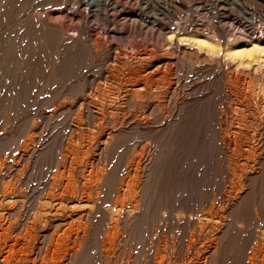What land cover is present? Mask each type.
I'll use <instances>...</instances> for the list:
<instances>
[{
    "label": "rangeland",
    "instance_id": "1",
    "mask_svg": "<svg viewBox=\"0 0 264 264\" xmlns=\"http://www.w3.org/2000/svg\"><path fill=\"white\" fill-rule=\"evenodd\" d=\"M85 1L86 0H13L12 2L14 5L12 4L10 9L4 8L5 2H3V11H1L2 14L0 13V35L4 36V40H0V163L6 157L8 160L5 159V161H8L9 165L11 164L10 168L13 166L12 168L14 169L18 165L22 168L19 167L21 169L18 171L19 175L17 173L14 175L15 180L11 177L8 178L10 176L6 174L8 171H6V175L2 176V179L0 178V217L3 215L5 216L10 210L17 208V210L15 209V214H17L15 216H17V218H19V216L29 217V222L32 221L35 215H42V218H44L47 213L49 214L58 209L55 198L54 200L56 202H54L53 198L51 199L47 196L48 189L51 187L49 182L54 179L58 182L55 187L57 190L55 192L56 195L59 191L63 190L65 192H62L69 197L71 195L70 192H73V187H77V189L79 186H82L83 189L84 187L88 188L87 182L89 181L90 185V181L92 183V181L96 180L91 184L92 187L89 186L92 188L93 192L90 195L92 199L87 197L85 193V195L83 194L80 198L78 196L76 199H66L65 202L63 201V205H67L65 206L67 208V214L71 212L70 207L73 206V214L75 216L78 215V212L79 215L85 214L84 221L78 220V222H86L85 224L88 225L85 232V234H87L88 243L86 242L85 245L80 247V249H82L79 255L75 257L77 259L73 258L69 260L68 254L70 251L69 248L71 247L69 241L65 246L60 247L61 249L57 251V253L47 252L46 247H42L43 240L40 236L42 234L44 235L47 228L37 227L32 232L34 237L32 246L34 243L36 245L32 248V250H34L32 251L33 254L31 258L33 259L35 257V264H48L49 262H51L49 264H128L127 261L130 262V264H158L159 262H162V264H192V262H194L193 264H196V262L197 264H213L210 259L207 260V258H204L205 253L213 248V245L210 244L211 237L215 236L216 232H220L221 234L218 233V236L221 237L224 233L223 230L227 229V222L229 220H233L236 225L235 230L241 234H239L236 239L238 244H234L236 248L233 247V250L228 247L224 249L221 254V256L223 255L221 262L223 261L224 263L222 262L221 264H264V67L254 63L250 65L239 64V62H236L238 61L237 59L234 60L227 57L225 51V47L232 40H253V38L262 39L264 37V0H113L118 3V10L109 11L111 15L108 14L109 12L104 13L106 10L103 9L105 7L102 5L95 15L89 14L87 15L89 17L86 16L85 18H81L79 12L84 8L83 5ZM81 5L83 7H81ZM24 21H26V24ZM240 28H243V31L246 30V28L248 30L251 29L250 32H253L252 36H248V33L239 30ZM84 30L85 32H89L91 36H95H92V39L95 40L96 37L100 39L98 40L100 41L98 53L87 44H75L74 47L72 45L67 46L66 40L69 39V36L73 35L76 37ZM51 31H53V33H51L52 35L48 34V32L50 33ZM37 33H39L38 38ZM76 33L77 35H74ZM23 34L26 36L24 43L21 42V40L19 41ZM197 34H207L214 39L218 45L210 47V50L207 51L196 44L194 46L189 45L186 41H181V39L189 38ZM235 34L241 36L237 37ZM18 36L19 39L17 38ZM32 36L34 37L33 39L31 38ZM1 38L3 37L1 36ZM17 39L18 42H16ZM26 46L29 50L27 49L23 52ZM115 50L120 51L122 61L115 59ZM19 52H21V54ZM147 54H152V58L150 56L148 57ZM145 55L147 56L145 57ZM141 57L142 60H144L143 62L140 61ZM158 61L166 63V65L169 62L171 65L168 64L169 66H166L164 64L161 73L157 75L158 77L154 76L149 80H152V82L149 83L150 94L153 95L152 93H154V96L150 94V96H148L146 91H142V97L139 96L140 94H133L132 98L131 96L127 97L129 88L128 81L130 80L131 74L130 70L133 71L134 68H139L142 63L145 67H141L146 68L147 64ZM210 80L211 82H209ZM152 89L156 91L152 92ZM136 97H140L138 98V102ZM146 97L147 99H145ZM135 99L137 105L135 104ZM140 99H142V102ZM128 101L132 102L130 103ZM186 105L189 106L186 108L189 109L190 118H188V123L183 126V128H185L181 133L183 139L179 138L181 140L179 142L181 143L178 142L175 144L174 148H167L164 146L161 147V149L159 148V151H161L158 155V168L156 172L152 173L154 178L152 176L150 177L157 183L155 185L161 184L160 187L162 186L161 188H163V190L165 189V191L161 190L159 186H157V191L152 189L150 194L154 196L150 198V209H147L143 216L128 221L126 217L129 214L134 215L135 213H131L127 205L125 206L126 200L123 198L125 195L123 194L125 193V187L121 182L124 181L123 183H125L126 165L133 151L132 149L136 147L138 150L140 145H148L147 152L150 153L149 156H152L156 142L160 145L166 140L167 136V139L170 138V131L165 129V118L167 120L170 119L181 107L184 108ZM235 108L237 110H235ZM134 110H136L137 113H134ZM137 110L142 114L147 112L146 115L148 117L152 116L150 120H148L149 118L143 114L145 120L149 122V126H132L134 115H136V117L140 115ZM170 110L173 111L172 114ZM251 114L254 115L251 116ZM199 121H202L201 123L203 126ZM219 121H222L221 124L223 125H219ZM227 121H229V123ZM156 123L158 124L157 127ZM232 123L233 126H231ZM192 124L194 125L192 126ZM195 125L198 126L197 130L200 127V131L198 130L199 133H195L198 131L193 130L194 135L193 133H189V131L193 132L191 130L196 129ZM124 126H126V128ZM152 126L155 127L153 128ZM246 126H248V128H246ZM158 127L160 128L158 129ZM116 128L120 130V133L114 137L113 141L109 142L103 154L99 148L100 143L109 130H115ZM219 128L221 129L219 130ZM177 131L178 130H175V133ZM201 131L203 133L202 135L200 133ZM253 132L255 133L253 134ZM158 135L161 138H159ZM183 135L185 137H183ZM241 140L243 142H251L250 144L252 146L255 145V150L259 146L263 147V150H261V152L256 150V154L254 153L255 150H250L249 152V150H245V148L239 151L233 150V144H239V142H242ZM114 142H116V145H113ZM25 143L30 149V152L28 154V159L22 163L15 157L19 155ZM178 145H181L182 152L181 147ZM190 145L194 148L196 147L195 149L197 150L193 149ZM176 146L179 147L180 154L182 155H177L178 153L176 151L178 148ZM32 148L35 149V152H33L34 150ZM222 148L224 150H222ZM184 150L186 152H184ZM235 152L236 154L240 153V156L238 154V156L235 155ZM227 155H229V157ZM242 155L247 157L244 158ZM61 156H65L63 158L67 160L64 167L61 164ZM238 157H241V159ZM71 160H73V162H71ZM93 161H98L100 164L96 162L95 164L97 165H95ZM71 163H73V166L76 164L75 168L78 169H74ZM57 166L59 168H55ZM70 167L73 168L71 169ZM54 171L56 174H54ZM70 172L75 178L70 177ZM52 174L54 177H52ZM58 175H60L61 178ZM80 176L83 177L85 181L81 180ZM89 176L93 179L89 178ZM100 176H102V180L97 182V178L99 180ZM86 177L89 179L87 180ZM249 178L253 180L251 181ZM151 179L150 181H152ZM7 180H14L12 182H14V184L16 183V186L19 184L18 187L20 188V192L17 191V193L13 195V198H2L1 184L9 182ZM118 182H120L119 184L122 186L119 185ZM59 183L62 184L58 185ZM94 183H97V185H95L99 188H97ZM180 183L185 184L181 185ZM192 183H196L195 186L197 185L196 187H198L199 190H197L198 188L194 189V184L191 187ZM54 184L55 183H52L51 185ZM176 184L181 185L179 189L182 188V190L184 186L186 191L192 189L189 190V192H185V195L190 193L189 196L185 197L189 203L186 209L187 211L181 209L171 210V206L173 205L171 201L174 198L169 192L176 188ZM164 185L169 188H164ZM186 185H190L188 190ZM170 186L171 188L173 186V188L171 189ZM90 188H88V191ZM121 191L123 192L122 194ZM119 192L121 196H118ZM93 194H95V196H93ZM243 194L247 195V200L245 201L246 204L242 203L244 205L242 206V204H240L238 207V209H242V211L240 212L239 210V212L237 211L235 214L230 213L231 205L237 200H241V197L245 196ZM231 195L232 197H229ZM16 196L17 199H19L18 203V200L15 201ZM97 196L98 198H96ZM88 198L91 199V201ZM115 198L119 199L116 200ZM230 198H233V200ZM79 200L84 204L78 202ZM69 201L75 204L73 203L72 205ZM116 201H119L122 205ZM211 202L220 206L221 210H217L220 214L216 213V216H211L206 214L205 211L200 210L204 207H210L212 204ZM78 203L81 208L78 206ZM21 204L22 206H20ZM89 206H91V208ZM118 206L122 208L120 207L121 209L119 208L117 212L114 208ZM123 207H126V209ZM20 208L22 209L20 210ZM246 208L247 212L242 214ZM254 208L257 210L256 212ZM42 211H45L46 213H44L46 215ZM195 213L199 215H195ZM115 217L118 220H116ZM76 218H78V216ZM210 218L211 220H209ZM111 219L116 220L117 230L114 236L110 235L105 238V235L108 233ZM137 219L138 221H136ZM162 219H165V221H162ZM216 221L217 225L219 226V224H221V226H216ZM195 224L196 227L193 226ZM189 225L192 228L189 227ZM213 225L217 228H214ZM204 227L206 229H204ZM208 227L210 229H208ZM202 229L206 232L204 234L208 232L206 237L211 235L208 238L210 241L208 239V242L205 240L207 246H203L202 248L198 242L196 243L198 247L195 244H189L192 237L191 232L195 231L193 235L200 237ZM80 231H82V229ZM164 231L166 233H163ZM211 231L216 232L213 235ZM56 233H53L50 239H56L64 232L62 229ZM164 234L167 235L165 236ZM170 234H174V238L173 235L171 236ZM257 234H259V236ZM163 237L165 238L163 239ZM200 238L201 240L203 239V237ZM200 238H198L197 241L200 240ZM48 239L49 238H47V240ZM185 240H187V243ZM254 240H258L260 245L255 254H251L250 247L253 246ZM162 242L165 246L162 245ZM152 243H156L155 245L157 247L155 245L154 247ZM187 245L188 247H186ZM219 247L217 246L218 249H220ZM36 248L40 249V251ZM63 248L65 250H63ZM162 248L164 251L161 250ZM203 249H206L207 252ZM189 250H192L194 253L192 251V254L189 253ZM184 251L186 253H184ZM215 251L216 250L213 251V254L216 257L219 256L218 258L220 259V253ZM227 251L229 252L227 253ZM45 254L48 255L47 258ZM61 257L62 259H60ZM189 257H191V259H189ZM202 259H204V261ZM214 263L219 264L217 259Z\"/></svg>",
    "mask_w": 264,
    "mask_h": 264
},
{
    "label": "bare ground",
    "instance_id": "2",
    "mask_svg": "<svg viewBox=\"0 0 264 264\" xmlns=\"http://www.w3.org/2000/svg\"><path fill=\"white\" fill-rule=\"evenodd\" d=\"M13 0H0V13H1V11H3V2H5V6H4V8H9L10 9V7H11V5L13 4V2H12ZM117 1V0H116ZM116 1H113V0H86L85 1V3H84V8L83 9H81L80 10V16H81V18H85L87 15H89V14H94L95 15V13H97V11L99 10V8H100V6H102L103 5V7H105V8H103L104 10H106V12H104V13H107V12H109V11H116V10H118V3L116 2ZM83 2V1H82ZM14 5V4H13ZM82 5H81V7H83ZM102 9V10H103ZM122 10V9H121ZM5 11V10H4ZM7 11V10H6ZM70 13V12H69ZM113 13V12H112ZM2 14V13H1ZM14 14V13H13ZM109 15H111L110 14V12L108 13ZM124 14V13H123ZM12 15V14H11ZM114 15V14H113ZM15 16V15H14ZM99 16V15H98ZM124 16V15H123ZM87 17H89V16H87ZM113 17V16H112ZM124 17H126V16H124ZM19 20V19H18ZM116 20V19H115ZM28 21V20H27ZM127 21V20H126ZM25 22V24H26V21H24ZM24 22H23V24H24ZM28 23V22H27ZM88 23V22H87ZM29 25V24H28ZM241 26V25H240ZM1 27V26H0ZM18 27V26H17ZM58 28V27H57ZM33 29V28H32ZM89 29V28H88ZM245 29V28H244ZM34 30V29H33ZM54 30V29H53ZM60 30V29H59ZM181 30V29H180ZM179 30V31H180ZM236 30V29H235ZM239 30H242L243 31V28H240ZM250 30L251 29H247L246 28V30H244L243 32H247L248 33V36H252V33L250 32ZM261 30V29H260ZM36 31V30H35ZM86 31H87V29H86ZM171 31H173V30H171ZM71 32V31H70ZM234 32H236V31H234ZM260 32V31H259ZM45 33V32H44ZM51 33H53V31H51L50 33L48 32V34H51ZM55 33V32H54ZM67 33V32H66ZM263 33V32H262ZM38 35H37V38L39 37V33H37ZM47 34V33H46ZM170 34V33H169ZM174 34V33H173ZM179 34H180V32H179ZM232 34V33H231ZM242 34V33H241ZM25 34H23L21 37H20V39H19V36L17 37L18 39H19V41L21 40V42H23L24 43V41H25V37L26 36H24ZM28 35V34H27ZM52 35V34H51ZM54 35V34H53ZM74 35H77V33L76 34H74ZM236 35V34H235ZM247 35V34H246ZM1 36L3 37V38H1ZM69 36V35H68ZM93 36V35H92ZM91 36V34L89 33V32H85V30L83 31V32H81V33H79L76 37H74L73 35L72 36H69V39H67L66 40V44H67V46H75V44H87L90 48H92L95 52H99V48H98V45L100 44V41H98V40H100V39H97L98 37H96L95 38V40L94 39H92L93 37H95V36H93L92 37ZM187 36V35H186ZM237 36V35H236ZM241 36V35H240ZM239 35L237 36V37H240ZM36 37V36H35ZM107 37V36H106ZM28 38H29V36H28ZM32 39L34 38L33 36L31 37ZM52 38V37H51ZM18 39H17V41L16 42H18ZM55 39V38H54ZM235 39V38H234ZM243 39V38H242ZM0 40L1 41H3L4 40V36L3 35H0ZM0 41V42H1ZM63 41H65V40H63ZM181 41L182 42H184V41H186L189 45H194L195 46V44L197 45V46H199V47H202L203 49H206L207 51L208 50H210V47H213V46H215V45H218L217 43H216V41L214 40V39H212L210 36H208L207 34H197V35H195V36H191V37H189V38H185V39H181ZM37 42V41H36ZM57 42V41H56ZM99 42V43H98ZM185 42V43H186ZM38 43V42H37ZM63 43V42H62ZM21 44V43H20ZM179 44H181V43H179ZM21 46H22V44H21ZM52 46V45H51ZM62 46H64V45H62ZM84 46V45H83ZM105 48V47H104ZM22 49V48H21ZM29 50V48L26 46L24 49H23V52H25L26 50ZM63 49V48H62ZM2 50V49H1ZM150 50V49H149ZM218 50V49H217ZM18 51V50H17ZM16 51V52H17ZM225 51H226V54H227V57H230L231 59H237L238 61H236V62H239V64H242V65H250V64H252V63H254V64H257L258 66H261V67H264V37L262 38V39H255V38H253V40H232V41H230L229 43H228V45L225 47ZM70 52V51H69ZM135 52H136V50H135ZM223 52V51H222ZM2 53V52H1ZM20 54H21V52H19ZM28 53V52H27ZM26 53V54H27ZM141 53V52H140ZM150 53V52H149ZM160 53V52H159ZM179 53V52H178ZM209 53V52H208ZM30 54V53H29ZM136 54V53H135ZM181 54V53H180ZM148 55V57L150 56L151 57V55L152 54H147ZM147 55H145V57L147 56ZM22 56H23V54H22ZM113 57V56H112ZM114 57H115V59L116 60H121L122 59V55H121V53H120V51H116L115 50V52H114ZM147 57V58H148ZM156 57V56H155ZM140 58V57H139ZM152 58V57H151ZM133 59V58H132ZM137 59V58H136ZM135 59V60H136ZM144 59V58H143ZM146 59V58H145ZM156 59H157V57H156ZM129 60V59H128ZM149 60H150V58H149ZM122 61V60H121ZM140 61H144V60H142V57H141V60ZM141 62V63H142ZM23 63V62H22ZM133 63V62H132ZM135 63V62H134ZM137 63H138V61H137ZM137 63H136V65H137ZM140 63V62H139ZM171 63H172V61H171ZM143 64V63H142ZM142 64H140L141 66H144V65H142ZM144 64H145V62H144ZM166 65V63H162L161 61H158V62H151L150 64H147V66H146V68H142L140 65V67L139 68H131L130 66V68L131 69H133V71L132 70H130L131 71V74H130V80L128 81L129 82V88H128V91H127V97H129V96H131V98H132V95L133 94H140L139 96L140 97H142L143 95H142V91H146V93H147V95L148 96H150L151 94H150V87H149V83H151L152 82V80L151 81H149L150 79H152L151 77H154V76H157V75H159L160 73H161V69H162V66L163 65ZM168 64H170L169 62H168ZM167 64V65H168ZM133 65V64H132ZM146 65V64H145ZM166 65V66H167ZM171 65V64H170ZM12 66V65H11ZM125 66V65H124ZM169 66V65H168ZM20 67V66H19ZM137 67V66H136ZM145 67V66H144ZM170 67H172V66H170ZM213 67V66H212ZM253 67H254V65H253ZM127 68V67H126ZM165 68V67H164ZM169 68V67H168ZM22 69V68H21ZM113 69V68H112ZM255 69H256V67H255ZM127 70V69H126ZM170 73H172V72H170ZM236 73V72H235ZM114 74V73H113ZM166 74V73H165ZM237 74V73H236ZM20 75V74H19ZM29 75V74H28ZM222 75H223V73H222ZM162 76V75H161ZM164 76V75H163ZM233 76V75H232ZM231 76V77H232ZM21 77V76H20ZM158 77V76H157ZM168 77V76H167ZM19 78V77H18ZM235 78V77H234ZM128 79H129V77H128ZM157 79V78H156ZM223 79V78H222ZM159 80H161V79H159ZM158 80V81H159ZM264 80V79H263ZM24 81V80H23ZM155 81H157V80H155ZM161 81H163V80H161ZM209 82H211V80L209 81ZM216 82V81H215ZM161 83V82H160ZM163 83V82H162ZM245 83V82H244ZM126 84H128V83H126ZM207 84V83H206ZM217 84V83H216ZM248 84V83H247ZM156 85V84H155ZM176 85V84H175ZM174 85V86H175ZM228 85V84H227ZM227 85H224V86H227ZM236 85V84H235ZM240 85V84H239ZM27 87V86H26ZM157 89V88H156ZM246 89V88H245ZM157 90H159V89H157ZM250 90V89H249ZM153 91H156V90H153L152 89V92ZM181 91V90H180ZM211 91V90H210ZM151 92V93H152ZM175 92V91H174ZM264 92V91H263ZM160 93V92H159ZM236 93V92H235ZM150 94V95H149ZM153 95H151V96H154V93H152ZM228 94V93H227ZM125 95V94H124ZM191 95V94H190ZM240 95V94H239ZM253 95V94H252ZM184 96V95H183ZM233 96V95H232ZM235 96V95H234ZM134 97V96H133ZM140 97H136V99H137V102H138V98H140ZM145 97V96H144ZM186 97V96H185ZM244 97V96H243ZM249 97V96H248ZM247 97V98H248ZM256 97V96H255ZM180 98H181V96H180ZM136 99H135V102H136ZM145 99H147V97L145 98ZM229 99V98H228ZM142 99H140V101H141ZM154 100H155V98H154ZM162 100V99H161ZM161 100H159V101H161ZM238 100V99H237ZM243 100V99H242ZM260 100V99H259ZM264 100V99H263ZM140 101H139V103H140ZM146 101V100H145ZM148 101V100H147ZM158 101V100H157ZM128 102H130V101H128ZM132 102V101H131ZM130 102V103H131ZM134 102V103H135ZM137 102L135 103L136 105H137ZM142 102V101H141ZM175 102V101H174ZM196 102V101H195ZM238 102V101H237ZM125 103V102H124ZM145 103V102H144ZM239 103V102H238ZM241 103H242V101H241ZM146 104V103H145ZM152 104V103H151ZM151 104H150V106H151ZM155 104H157V103H155ZM160 104V103H159ZM132 105V104H131ZM136 105H135V107H136ZM144 105V104H143ZM229 105V104H228ZM245 105V104H244ZM140 106V105H139ZM144 106H146V105H144ZM143 106V107H144ZM148 106V105H147ZM153 106V105H152ZM157 106H159V105H157ZM163 106V105H162ZM178 106V105H177ZM167 107V106H166ZM184 107V106H183ZM186 107H189L188 105H186L184 108H180L176 113H175V115H173L170 119H166L165 118V125H166V128L165 129H167V130H169L170 131V138L169 139H167V137H166V140L164 141V142H162L160 145H158L157 144V142H156V145H155V148H154V151L152 152L153 154H152V156H149V152H147V150H148V145H140L139 146V148H138V150H137V148L136 147H133V151H132V153H131V156L129 157V160L127 161V171H126V180H125V183H123V182H121V184L122 185H124V187H121V188H124V192L125 193H123L122 191H121V194L123 193V194H125L124 196H123V198L126 200V203H125V206L127 205V208L130 210V212L132 213H135L134 215L133 214H129L128 216H127V214H128V212H127V214H126V219L128 220V221H130V220H132V219H135V218H139V217H141V216H143L144 214H145V212H146V210L147 209H150V202H151V196L153 197L154 195H152V194H150V191L152 190V189H157L158 187L157 186H159L160 187V185L158 184V185H155V184H157V183H155L150 177L152 176V173H154V172H156V170H157V168H158V164H159V162H158V160H159V158H158V155H159V153H160V151H159V148L161 149V147H167V148H174L175 147V144H177L179 141H181L179 138H182L181 137V133L183 132V130L185 129V128H183V126H185L187 123H188V118H190L189 117V114H190V112H189V109H187ZM224 107V106H223ZM140 108V107H139ZM149 108V107H148ZM159 108V107H158ZM177 108V107H176ZM230 108V107H229ZM246 108H247V106H246ZM256 108V107H255ZM136 109V108H135ZM141 109H143V108H141ZM166 109V108H165ZM164 109V110H165ZM178 109V108H177ZM248 109V108H247ZM261 109V108H260ZM132 110V109H131ZM130 110V111H131ZM151 110V109H150ZM155 110V109H154ZM235 110H237L236 108H235ZM263 110V109H262ZM137 111H139V110H137ZM145 111H146V109H145ZM149 111V110H148ZM136 112V110H134V113ZM144 112V111H143ZM156 112V111H155ZM154 112V113H155ZM161 112H164V111H161ZM170 112H171V114H172V110H170ZM169 112V113H170ZM219 112V111H218ZM137 113V112H136ZM139 113H140V111H139ZM147 113V112H146ZM146 113L144 112L143 114H145V116H147L146 115ZM159 113H160V111H159ZM158 113V114H159ZM169 113H167V114H169ZM236 113V112H235ZM250 113H252V112H250ZM256 113V112H255ZM259 113V112H258ZM257 113V114H258ZM130 114V113H129ZM128 114V115H129ZM142 113H140V115L139 116H137L136 117V115H134V119H133V125L132 126H139V127H142V126H146V125H148L149 126V122H147L146 120H145V118L143 117L144 115H143ZM156 114V113H155ZM154 114V115H155ZM166 114V115H167ZM192 114V113H191ZM222 114V113H221ZM242 114V113H241ZM161 115V114H160ZM164 115V114H163ZM170 115V114H169ZM245 115V114H244ZM252 115H254V114H251V116ZM261 115V114H260ZM132 116V115H131ZM168 116V115H167ZM235 116V115H234ZM148 117V116H147ZM150 117H152V116H150ZM150 117H148L149 119L148 120H150ZM203 117V116H202ZM263 117V116H262ZM144 118V119H143ZM123 119V118H122ZM152 119V118H151ZM221 119V118H220ZM219 119V120H220ZM225 119V118H224ZM228 119V118H227ZM222 120V119H221ZM234 120V119H233ZM251 120V119H250ZM242 121V120H241ZM256 121V120H255ZM200 122V121H199ZM202 122V121H201ZM200 122V123H201ZM220 122V121H219ZM218 122V123H219ZM222 122V121H221ZM221 122L219 123V125H223V124H221ZM228 123H229V121H227ZM261 122V121H260ZM126 123V122H125ZM124 123V124H125ZM129 123V122H128ZM192 123V122H191ZM198 123V122H197ZM199 123V124H200ZM240 123V122H239ZM116 124V123H115ZM123 124V123H122ZM121 124V125H122ZM157 124V123H156ZM161 124V123H160ZM198 124V125H199ZM202 124V123H201ZM231 124V123H230ZM255 124H256V122H255ZM119 125V124H118ZM191 125V124H190ZM194 124H192V126H193ZM131 126V125H130ZM151 126V125H150ZM158 126V124L156 125V127ZM160 126V125H159ZM200 126V125H199ZM202 126H203V124H202ZM202 126H200V127H202ZM205 126V125H204ZM231 126H233V123H232V125ZM236 126V125H235ZM238 126V125H237ZM245 126V125H244ZM257 126V125H256ZM259 126V125H258ZM122 127V126H121ZM125 128H126V126H124ZM128 127V126H127ZM138 127V128H139ZM153 128L155 127V126H152ZM197 127L198 126H196L195 125V128L196 129H192L191 131H198L199 130V128H198V130H197ZM223 127V126H222ZM227 127H228V125H227ZM226 127V128H227ZM264 127V126H263ZM145 128V127H144ZM147 128V127H146ZM150 128V127H149ZM148 128V129H149ZM160 127H158V129H159ZM226 128H225V130H226ZM229 128V127H228ZM227 128V129H228ZM238 128V127H237ZM246 128H248V126H246ZM245 128V129H246ZM257 128V127H256ZM122 129V128H121ZM129 129V128H128ZM164 129V130H165ZM171 129V130H170ZM221 128H219V130H220ZM224 129V128H223ZM231 129V128H230ZM240 129H241V127H240ZM254 129V128H253ZM156 130V129H155ZM163 130V129H162ZM175 130H178L176 133H175ZM232 130V129H231ZM249 130V129H248ZM110 131V130H109ZM108 131V133H107V135L105 136V138L102 140V142L100 143V151L104 154V152H105V150H106V148H107V145L109 144V142L110 141H113V139H114V137L115 136H117L119 133H120V130L118 129V128H116L115 130H111L110 132ZM122 131H123V129H122ZM124 131H126V130H124ZM149 131V130H148ZM186 131H188V130H186ZM194 131L193 132H190L189 131V133H193L194 134ZM200 131V130H199ZM199 131L198 132H195V133H199ZM204 131V130H203ZM224 131V130H223ZM229 131V130H228ZM254 131V130H253ZM222 132V131H221ZM230 132V131H229ZM132 133V132H131ZM135 133H138V132H135ZM186 133V132H185ZM201 133V135L203 134L202 133V131L200 132ZM228 133V132H227ZM255 132H253V134H254ZM141 134H142V132H141ZM184 134V133H183ZM232 134V133H231ZM231 134H229V135H231ZM245 134V133H244ZM262 134V133H261ZM139 135V134H138ZM144 135V134H143ZM160 135V134H159ZM158 135V136H159ZM163 135V134H162ZM195 135V134H194ZM222 135V134H221ZM228 135V136H229ZM241 135V134H240ZM258 135V134H257ZM134 136V135H133ZM187 136H188V132H187ZM237 136H238V134H237ZM261 136V135H260ZM32 137V136H31ZM137 137V136H136ZM165 137V136H164ZM183 137H185L184 135H183ZM190 137H191V135H190ZM243 137V136H242ZM242 137H241V139H242ZM257 137V136H256ZM153 138V137H152ZM159 138H161L160 136H159ZM196 138V137H195ZM230 138H231V136H230ZM229 138V139H230ZM244 138H246V137H244ZM183 139V138H182ZM186 139V138H185ZM187 139H188V137H187ZM228 139V140H229ZM254 139V138H253ZM257 139V138H256ZM47 140V139H46ZM135 140V139H134ZM141 140H143V139H141ZM149 140V139H148ZM227 140V141H228ZM230 140H232V139H230ZM243 140V139H242ZM241 140V141H242ZM246 140V139H245ZM150 141V140H149ZM160 141V140H159ZM221 141V140H220ZM224 141V140H223ZM240 141V140H239ZM248 141H249V139H248ZM29 142V141H28ZM188 142V141H187ZM257 142V141H256ZM255 142V143H256ZM260 142V141H259ZM258 142V143H259ZM139 143V142H138ZM145 143V142H144ZM146 143H147V141H146ZM151 143V142H150ZM179 143H181V142H179ZM192 143V142H191ZM251 143V142H250ZM249 142H239V144L238 143H235V144H233V150H242V148L244 149L245 148V150H249V152H250V150H255V145L254 146H252L251 144H250ZM44 144V143H43ZM42 144V145H43ZM140 144V143H139ZM195 144V143H194ZM193 144V145H194ZM224 144L226 145V143L224 142ZM257 144V143H256ZM29 145V144H28ZM113 145H116V142H114V144ZM132 145V144H131ZM137 145V144H136ZM184 145V144H183ZM22 146V145H21ZM47 146V145H46ZM51 146V145H50ZM78 146V145H77ZM82 146V145H81ZM80 146V147H81ZM178 146H180L181 147V145H178ZM186 146V145H185ZM190 146H192V145H190ZM221 146H222V144H221ZM228 146H229V144H228ZM259 146V145H258ZM115 147V146H114ZM150 147V146H149ZM177 147V146H176ZM193 147V146H192ZM192 147H191V149H192ZM198 147V146H197ZM223 147V146H222ZM231 147V146H230ZM48 148V147H47ZM98 148V147H97ZM152 148V147H151ZM178 149H177V155H179L180 154V149H179V147H177ZM196 148V147H195ZM194 147H193V149H195ZM201 148V147H200ZM224 149H225V147H223ZM222 148V150H224ZM20 149H21V147H20ZM33 149V148H32ZM76 149V148H75ZM81 149H82V147H81ZM81 149H79V150H81ZM186 149V148H185ZM187 149H188V147H187ZM192 149V150H193ZM34 151L33 152H35V149H33ZM158 150V151H157ZM168 150V149H167ZM195 150H197V149H195ZM200 150V149H199ZM228 150V149H227ZM256 150H259L260 152H261V150H263V147H261V146H259L258 148H256ZM256 150L254 151V153L256 154L257 152H256ZM130 151V150H129ZM188 151V150H187ZM229 151V150H228ZM231 151H232V149H231ZM29 152H30V149L28 148V146H27V144L25 143L24 144V147H23V149L19 152V155L17 156V157H15L16 159H19L20 160V162H22V163H24L27 159H28V154H29ZM55 152V151H54ZM73 152V151H72ZM78 152V151H77ZM80 152V151H79ZM89 152V151H88ZM100 152V153H101ZM181 152H182V147H181ZM184 152H186L185 150H184ZM230 152V151H229ZM234 152V151H233ZM74 153H75V151H74ZM86 153V152H85ZM163 153V152H162ZM251 153H252V151H251ZM259 153V152H258ZM77 154V153H76ZM80 154H82V153H80ZM148 154V155H147ZM230 154H231V152H230ZM238 154V153H237ZM236 154V152H235V155H237ZM246 154V153H245ZM248 154V153H247ZM14 155H17V154H14ZM13 155V156H14ZM56 155V154H55ZM86 155V154H85ZM147 155V156H146ZM180 155H182V154H180ZM184 155H185V153H184ZM232 155H233V153H232ZM232 155H230V156H232ZM239 156H240V153L238 154ZM237 155V156H238ZM251 155V154H250ZM250 155H248V156H250ZM36 156V155H35ZM73 156V155H72ZM72 156H70V157H72ZM74 156H75V154H74ZM73 156V157H74ZM87 156V155H86ZM228 157H229V155H227ZM234 156V155H233ZM243 156V155H242ZM241 156V157H242ZM257 156V155H256ZM62 157V156H61ZM63 157H65V156H63ZM60 158V160H61V164H62V166L64 167L65 165H66V163H67V160H66V158ZM67 157V156H66ZM79 157V156H78ZM80 157H81V155H80ZM79 157V158H80ZM85 156L83 155V158H84ZM97 157H98V155H97ZM96 157V158H97ZM241 157L239 158V159H241ZM244 157V156H243ZM247 157V156H246ZM246 157H244V158H246ZM190 158V157H189ZM3 159V158H2ZM1 159V160H2ZM5 159H6V157H5ZM5 159H3V161H1V163H0V178L2 179V176L3 175H6V174H9L10 176L8 177V178H14V175H16V173L18 174V171H20L21 169L20 168H22V167H20L18 164H16V165H18L17 167H15L14 169L12 168H10V165H9V163H8V161H5ZM69 159V158H68ZM71 159V158H70ZM85 159V158H84ZM195 159V158H194ZM238 159V160H239ZM251 159V158H250ZM6 160H8V159H6ZM59 160V159H58ZM74 160V159H73ZM73 160H71V162H73ZM94 160V159H93ZM97 160H98V158H97ZM187 160V159H186ZM244 160H246V159H244ZM92 161V160H91ZM99 161V160H98ZM98 161H96V162H98ZM107 161V160H106ZM249 161V160H248ZM10 162V161H9ZM33 162V161H32ZM56 162V161H55ZM87 162V161H86ZM94 162V161H93ZM96 162H94V164L96 163ZM232 162H234V161H232ZM254 162V161H253ZM252 162V163H253ZM89 163V162H88ZM99 163V162H98ZM105 163V162H104ZM180 163V162H179ZM205 163V162H204ZM80 164H81V162H80ZM86 164V163H85ZM100 164V163H99ZM233 164H235V163H233ZM14 165V164H13ZM16 165H14V166H16ZM69 165V164H68ZM71 165L73 166V163H71ZM79 165V164H78ZM77 165V166H78ZM95 165H97V164H95ZM241 165H242V163H241ZM249 165H251V164H249ZM54 166V165H53ZM60 166V165H59ZM75 166H76V164L73 166L74 167V169H78V168H75ZM87 166H88V164H87ZM92 166H93V164H92ZM105 166V165H104ZM240 166V165H239ZM259 166V165H258ZM20 167V168H19ZM73 167H70L71 169L73 168ZM79 167H81V166H79ZM85 167V166H84ZM84 167H83V171H84ZM101 167V166H100ZM229 167V166H228ZM235 167V166H234ZM55 168H59L58 166L57 167H55ZM62 168V167H61ZM68 168H69V166H68ZM82 168V167H81ZM86 168V167H85ZM94 168V167H93ZM92 168V169H93ZM96 168V167H95ZM105 168V167H104ZM236 168V167H235ZM247 168V167H246ZM251 168V167H250ZM9 169H11V170H9ZM245 169V168H244ZM80 170V169H79ZM82 170V169H81ZM91 170V169H90ZM89 170V171H90ZM6 171H8L7 173H6ZM72 171V170H71ZM100 171H101V169H100ZM104 171H105V169H104ZM103 171V172H104ZM4 174H3V173ZM55 172V171H54ZM63 172V171H62ZM65 172V171H64ZM78 172H80V171H78ZM87 172V171H86ZM6 173V174H5ZM52 173V172H51ZM85 173V172H84ZM125 173V172H124ZM245 173V172H244ZM54 174H56V172L54 173ZM59 174V173H58ZM77 174V173H76ZM86 174V173H85ZM89 174V173H88ZM87 174V175H88ZM93 174V173H92ZM94 174L96 175V173L94 172ZM19 175V174H18ZM53 175V174H52ZM70 175H71V172H70ZM78 175V174H77ZM81 175V174H80ZM87 175H84V176H87ZM90 175H91V173H90ZM101 175V174H100ZM143 175V176H142ZM230 175V174H229ZM243 175V174H242ZM57 176V175H56ZM55 176V177H56ZM59 177H60V175H58ZM67 176V175H66ZM81 176H83V175H81ZM80 176V177H81ZM251 176V175H250ZM52 177H54V175L52 176ZM62 177H64V176H62ZM68 177V176H67ZM66 177V178H67ZM70 177H72V178H75V177H73V175H71ZM88 177V176H87ZM86 177V178H87ZM95 177V176H94ZM104 177V176H103ZM125 177V176H124ZM153 177V176H152ZM61 178V177H60ZM59 178V179H60ZM69 178V177H68ZM79 178V177H78ZM89 178H92V177H90L89 176ZM89 178H87V180L89 179ZM154 178V177H153ZM57 179H58V177H57ZM69 179H71V178H69ZM93 179V178H92ZM150 179L153 181H150ZM4 180H6V179H4ZM11 180V179H10ZM10 180H7V181H9V182H7V183H3V181H2V183L3 184H1V195H2V198H7V197H10V198H13V195H15L16 193H17V191H19L20 192V188L18 187V185L16 186V183L14 184V182H12V181H14L15 180V178H14V180H12V181H10ZM51 180V179H50ZM60 180H62V179H60ZM81 180H84L85 181V179L83 178V177H81ZM91 180V179H90ZM100 180H102V176H100V178H99V180H98V178H97V182L98 181H100ZM121 180H124V179H121ZM249 180H251L250 178H249ZM253 180V179H252ZM251 180V181H252ZM67 181V180H66ZM71 181H73V180H71ZM80 181V180H79ZM96 180H94V181H92V183L93 182H95ZM152 182V183H150V182ZM4 182H6V181H4ZM16 182V181H15ZM65 182V181H64ZM78 182V181H77ZM76 182V183H77ZM82 182V181H81ZM52 183H55L54 185H51ZM57 181L54 179L53 181H51V182H49V185L51 186L49 189H48V193H47V196L48 197H50L51 199L53 198V200H54V198H55V200L57 201V206H58V209L57 210H55L54 212H50L49 214L47 213V215L46 216H44V218H42V215H35V216H33V218H32V221L31 222H29L28 221V219H30L29 217H22V216H19V218H17V216H15V215H17V214H15V209L17 210V208H15V209H13V210H8L9 212L4 216H1L0 217V264H27V263H33V264H35V257L32 259L31 258V256H32V251L34 250H32V248H33V246L34 245H36L35 243H34V245L32 246V242L34 241V237H33V231L38 227V228H47V230L44 232V235L42 234V235H40L41 236V239L43 240V243H42V247L43 248H45L46 247V249H47V252H54V253H57V251H59L61 248L60 247H63V246H65V244L69 241L70 242V244H71V247L69 248L70 249V251H69V260H71V259H73V258H75L76 256H78L79 255V253H80V250L82 249H80V247H82L83 245H85L86 244V242H87V234H85V232H86V229H87V226L88 225H86L85 223H79L78 222V220L79 221H84V219H85V214L83 213V214H80L79 215V212H78V218H76L77 216H75L74 214H73V211H74V207L73 206H71L70 207V209H71V212H69V214H67V208L65 207V206H67V205H63V201L65 202L66 201V199L68 200V199H76L78 196H79V198L80 197H82V195L84 194L85 195V193L87 194V197H90V195L93 193L92 192V188H90L89 186H91V181H90V185H89V181L87 182L88 183V188H90L89 189V191H88V188H86V187H84V189H83V187L82 186H79L78 187V189H77V187H73L72 188V193L70 192V196L69 197H67V195H65V193H63V192H65V191H63V190H61V191H59V193H57V195H56V185H57ZM63 183V182H62ZM62 183H59L58 185H60V184H62ZM67 183V182H66ZM72 183V182H71ZM83 183V182H82ZM81 183V184H82ZM85 183V182H84ZM102 183V182H101ZM120 182H118V184H119ZM154 183V184H153ZM22 184V183H21ZM64 184V183H63ZM97 185V183H94V185ZM121 184H119V185H121ZM179 184V183H178ZM181 185H184L185 183H180ZM193 184L194 183H192L191 184V187L193 186ZM196 184V183H195ZM195 184H194V189L195 188H198V187H196L195 186ZM230 184V183H229ZM249 184V183H248ZM68 185H70V184H68ZM95 185V186H96ZM121 185V186H122ZM177 185V184H176ZM181 185H177L176 186V188L175 189H172L173 188V186H172V188H171V186H170V188L172 189H169V190H171V192H169V194H171V196L174 198L172 201H171V203H173V205L171 206V210L172 209H181V210H186L187 208H188V201L185 199V197H187V196H189V194L188 195H185V192H189V190H192V189H189L190 188V185H186L187 186V190L188 191H186L185 190V186H184V188H183V190H182V188L181 189H179L180 187L179 186H181ZM198 185H200L199 183H198ZM234 185V184H233ZM247 185V184H246ZM72 186V185H71ZM165 186V185H164ZM163 186V187H164ZM175 186V185H174ZM217 186V185H216ZM232 186V185H231ZM59 187V186H58ZM67 187V186H66ZM65 187V188H66ZM92 187V186H91ZM94 187V186H93ZM97 187V186H96ZM101 187V186H100ZM162 187V186H161ZM160 187V188H161ZM167 186H165L164 188H166ZM200 187H201V185H200ZM223 187V186H222ZM235 187V186H234ZM23 188V187H22ZM60 188V187H59ZM97 188H99V187H97ZM118 188V187H117ZM116 188V189H117ZM159 188V189H160ZM169 187H167V189H168ZM62 189V188H61ZM83 189V191L81 192V190ZM228 189V188H227ZM240 189V188H239ZM249 189V188H248ZM94 190H96V189H94ZM121 190V189H120ZM161 190H163V188H161ZM197 190H199V188L197 189ZM205 190V189H204ZM47 191V190H46ZM45 191V192H46ZM63 191V192H62ZM67 191V190H66ZM99 191V190H98ZM157 191V190H156ZM159 191V190H158ZM163 191H165V189L163 190ZM163 191H161V192H163ZM196 191V190H195ZM118 192V191H117ZM117 192H116V194H117ZM236 192V191H235ZM60 193H62V194H60ZM68 193V192H67ZM95 193V192H94ZM152 193V192H151ZM154 193V192H153ZM158 193V192H157ZM156 193V194H157ZM191 193H194V192H191ZM227 193V192H226ZM239 193V192H238ZM42 194H44V193H42ZM95 194H97V193H95ZM95 194H93V196H95ZM113 194H115V193H113ZM155 194V193H154ZM17 195H19V194H17ZM120 195V192H119V194H118V196ZM149 195H150V197H149ZM222 195V194H221ZM227 195V194H226ZM238 195V194H237ZM239 195H240V193H239ZM243 195H245V196H243V197H241V200L239 201V200H237L236 202H234V204L233 205H231V207H230V213H234L235 214V212H239V210H240V212L242 211V209H238V207H239V205L240 204H242V203H244V204H246L245 203V201L247 200V195L246 194H243ZM20 196V195H19ZM117 196V197H118ZM121 196V195H120ZM15 197V196H14ZM46 197V196H45ZM92 197V196H91ZM90 197V198H91ZM215 197V196H214ZM219 197V196H218ZM229 197H232V195L231 196H229ZM239 197V198H240ZM95 198V197H94ZM93 198V199H94ZM96 198H98V196L96 197ZM120 198V197H119ZM119 198H115L116 200L117 199H119ZM122 198V199H123ZM50 199V200H51ZM83 199V198H82ZM89 199V198H88ZM92 199V198H91ZM91 199H89L90 201H91ZM122 199H120V200H122ZM123 199V200H124ZM194 199V198H193ZM222 199V198H221ZM231 200H233V198H230ZM253 199V198H252ZM3 200V199H2ZM14 200V199H13ZM18 200V201H17ZM54 200V202H56ZM212 200V199H211ZM210 200V201H211ZM230 200V201H231ZM15 201H17V203L19 202V199H17V196H16V200ZM72 201V200H71ZM75 201V200H74ZM98 201V200H97ZM114 201V200H113ZM203 201V200H202ZM219 201H221V200H219ZM226 201L228 202V200L226 199ZM225 201V202H226ZM22 202V201H21ZM68 202V201H67ZM66 202V203H67ZM70 202V201H69ZM78 202H81V200H79ZM86 202H87V200H86ZM115 202V201H114ZM113 202V203H114ZM116 202H119V201H116ZM164 202V201H163ZM217 202V201H216ZM53 203V202H52ZM70 203H72V205H73V203L74 202H70ZM81 203H83V202H81ZM94 203V202H93ZM98 203V202H97ZM120 203V202H119ZM123 203V202H122ZM161 203V202H160ZM210 203V202H209ZM212 203V202H211ZM218 203V202H217ZM229 203V202H228ZM49 204V203H48ZM54 204V203H53ZM75 204V203H74ZM84 204V203H83ZM95 204V203H94ZM117 204V203H116ZM121 204V203H120ZM192 204V203H191ZM203 204V203H202ZM244 204H242V206L244 205ZM12 205H14V204H12ZM38 205H40V204H38ZM42 205V204H41ZM56 205V204H55ZM71 205V204H70ZM76 205H77V203H76ZM89 205H91V204H89ZM93 205V204H92ZM118 205V204H117ZM122 205V204H121ZM124 205V204H123ZM220 205H221V203H220ZM16 206V205H15ZM20 206H22V204L20 205ZM48 206V205H47ZM68 206H69V204H68ZM75 206V205H74ZM78 206L80 207V204L78 203ZM78 206H77V208H78ZM85 206V205H84ZM113 206H114V204H113ZM205 206H206V204H205ZM223 206H224V204H223ZM222 206V207H223ZM227 206V205H226ZM225 206V207H226ZM42 207H44V206H42ZM42 207H40V208H42ZM54 207V206H53ZM87 207V206H86ZM90 208H91V206H89ZM121 206H118L117 208L115 207L114 209H116V211L120 208ZM202 207H204V206H202ZM245 207H246V205H245ZM45 208V207H44ZM43 208V209H44ZM76 208V209H77ZM81 208V207H80ZM84 208V207H83ZM122 208V207H121ZM120 208V209H121ZM123 208H125L126 209V207H123ZM251 208H252V206H251ZM22 208H20V210H21ZM38 209V208H37ZM113 209V210H114ZM156 209V208H155ZM196 209V208H195ZM255 209V208H254ZM38 210H40V209H38ZM37 210V211H38ZM47 210V209H46ZM51 210V209H50ZM53 210V209H52ZM69 210V209H68ZM80 210V209H79ZM85 210V209H84ZM200 210H202V211H205V213L206 214H208V215H211V216H216V213H218L220 210H221V208H220V206L217 204V205H215V203L213 204H211V206L210 207H204V208H201ZM217 210H219L218 212H217ZM93 211V210H92ZM119 211V210H118ZM117 211V212H118ZM187 211V210H186ZM257 210L255 209V212H256ZM41 212V211H40ZM39 212V213H40ZM84 212V211H83ZM87 212V211H86ZM95 212V211H94ZM93 212V213H94ZM121 212V211H120ZM173 212V211H172ZM247 212V208L246 209H244V211L242 212V214L243 213H246ZM253 212V211H252ZM35 213V212H34ZM89 213V212H88ZM87 213V214H88ZM174 213V212H173ZM173 213H171V214H173ZM176 213V212H175ZM179 213V212H178ZM254 213V212H253ZM23 214V213H22ZM32 214V213H31ZM43 214V215H44ZM117 214V213H116ZM185 214V213H184ZM218 214H220V213H218ZM256 214V213H255ZM175 215V214H174ZM173 215V216H174ZM187 215V214H186ZM195 215H199L198 213L196 214L195 213ZM222 215V214H221ZM231 215V214H230ZM248 215V214H247ZM253 215V214H252ZM68 216V217H67ZM176 216V215H175ZM184 216V215H183ZM190 216V215H189ZM192 216H193V214H192ZM191 216V217H192ZM203 216V215H202ZM204 216H205V214H204ZM89 217H91V216H89ZM102 217V216H101ZM103 217H104V215H103ZM102 217V218H103ZM118 217V216H117ZM188 217V216H187ZM190 217V218H191ZM198 217V216H197ZM101 218V219H102ZM106 218V217H105ZM160 218V217H159ZM189 218V217H188ZM195 218H196V216H195ZM199 218V217H198ZM236 218V217H235ZM240 218V217H239ZM241 218H242V216H241ZM93 219V218H92ZM115 219H116V217H115ZM121 219V218H120ZM171 219H173V218H171ZM197 219V218H196ZM116 220H118V219H116ZM116 220H110V223H109V227H108V233L105 235V238L106 237H108V236H110V235H115V233H116V228H117V222H116ZM151 220H153V219H151ZM189 220V219H188ZM192 220V219H191ZM209 220H211V218L209 219ZM214 220V219H213ZM248 220V219H247ZM97 221V220H96ZM103 221V220H102ZM136 221H138V219L136 220ZM162 221H165V219L163 220L162 219ZM161 221V222H162ZM179 221V220H178ZM184 221H186V220H184ZM193 221H194V219H193ZM193 221H191V222H193ZM218 221V220H217ZM217 221L215 222L216 223V226H218L217 225ZM101 222V221H100ZM159 222V221H158ZM173 222H174V220H173ZM183 222V221H182ZM189 222V221H188ZM201 222V221H200ZM244 222V221H243ZM97 223H98V221H97ZM105 223V222H104ZM197 223V222H196ZM208 223V222H207ZM211 223V222H210ZM214 223V224H215ZM220 223V222H219ZM249 223V222H248ZM91 224H92V222H91ZM108 224V223H107ZM161 224V223H160ZM165 224V223H164ZM173 224V223H172ZM182 224V223H181ZM189 224H190V222H189ZM205 224V223H204ZM209 224V223H208ZM129 225V224H128ZM175 225V224H174ZM90 226V225H89ZM97 226V225H96ZM95 226V227H96ZM122 226V225H121ZM155 226V225H154ZM169 226V225H168ZM179 226V225H178ZM186 226V225H185ZM193 226H195L196 227V224L195 225H193ZM198 226V225H197ZM199 226H200V224H199ZM202 226H203V223H202ZM210 226V225H209ZM214 226V225H213ZM216 226H214V228L216 227ZM219 226H221V224H219ZM218 226V227H219ZM75 227H77V228H75ZM93 227V226H92ZM98 227V226H97ZM189 227H191L190 225H189ZM207 227V226H206ZM235 227H236V225L234 224V222H233V220L231 221V220H229L228 222H227V229H225V230H223V229H221V230H223L224 231V233L221 235V237H219L218 236V233L219 234H221L220 232H216V231H211V232H213V235H214V233L216 232V235L215 236H213V237H211L212 239H211V245H213L212 247L213 248H211V250L209 251V252H207V248L206 249H203V250H206V252L207 253H205V256H204V258H207V260H209L210 259V261L213 263V264H215L214 262L216 261V259L218 260V262H219V264H221L222 262H221V258H222V256H221V254L223 253V251H224V249L225 248H230V249H234V248H236L235 246H234V244H238L237 243V241H236V239L238 238V236H239V234H241V233H238L236 230H235ZM123 228V227H122ZM121 228V229H122ZM161 228H162V226H161ZM192 228V227H191ZM203 228V227H202ZM213 228V227H212ZM211 228V229H212ZM217 228V227H216ZM254 228V227H253ZM63 229V234L62 235H59L56 239H54V238H52V239H50V237H51V235L53 234V233H56V232H59V231H61ZM82 229V231H80ZM175 229H177V228H175ZM174 229V230H175ZM194 229V228H193ZM204 229H206L205 227H204ZM208 229H210L209 227H208ZM44 230V229H43ZM93 230V229H92ZM94 230H95V228H94ZM101 230V229H100ZM156 230H157V228H156ZM161 230V229H160ZM164 230H165V228H164ZM181 230V229H180ZM190 230V229H189ZM198 230V229H197ZM216 230V229H215ZM218 230H219V228H218ZM217 230V231H218ZM98 231V230H97ZM102 231V230H101ZM128 231V230H127ZM205 231H208V230H205ZM74 232V233H73ZM133 232V231H132ZM170 232V231H169ZM175 232V231H174ZM191 232V231H190ZM193 232H195V231H193ZM193 232H191L192 233V237H191V239H190V243L189 244H192V245H197L196 243L198 242L199 243V245L200 246H202V248H203V246H207V243L205 242V240L207 241V239L211 236H209V237H206V235L208 234V232H207V234H204V233H206V232H204V230L202 229L201 230V232H200V237H203V239L201 240V238L200 237H196V236H194L193 235ZM198 232V231H197ZM210 232V233H211ZM240 232V231H239ZM35 233H36V231H35ZM161 233V232H160ZM163 233H166L165 231L163 232ZM162 233V234H163ZM177 233V232H176ZM187 233V232H186ZM191 233H189V234H191ZM37 234H38V232H37ZM48 234V235H47ZM57 234V233H56ZM121 234V233H120ZM152 234H154V233H152ZM159 234V233H158ZM179 234V233H178ZM188 234V235H189ZM243 234V233H242ZM93 235V234H92ZM97 235V234H96ZM103 235V234H102ZM157 235V234H156ZM165 235V234H164ZM167 235V234H166ZM165 235V236H166ZM171 235V234H170ZM173 235V238H174V234H172ZM171 235V236H172ZM247 235V234H246ZM258 236H259V234H257ZM257 235H256V237H257ZM35 236V235H34ZM49 236V237H48ZM54 236V235H53ZM98 236V235H97ZM152 236V235H151ZM170 236V237H171ZM178 236V235H177ZM176 236V237H177ZM185 236H186V234H185ZM226 236H228V237H226ZM155 237V236H154ZM183 237V236H182ZM190 237V236H189ZM47 238H49L48 240H47ZM90 238V237H89ZM157 238V237H156ZM165 237H163V239H164ZM168 238V237H167ZM172 238V239H173ZM179 238V237H178ZM178 238H177V240H178ZM198 238H200V240H198L197 241V239ZM243 238H244V236H243ZM249 238V237H248ZM247 238V239H248ZM99 239H100V237H99ZM162 239V238H161ZM169 239H171V238H169ZM185 239V238H184ZM35 240H36V238H35ZM50 240V241H49ZM102 240V239H101ZM130 240V239H129ZM153 240H154V238H153ZM166 240V239H165ZM209 240V239H208ZM235 240V241H234ZM41 241V240H40ZM151 241V240H150ZM160 241V240H159ZM162 241V240H161ZM171 241V240H170ZM187 240H185V242H186ZM210 241V240H209ZM251 241H252V239H251ZM68 242V243H69ZM90 242H92V241H90ZM176 242V241H175ZM208 242V241H207ZM236 242V243H235ZM242 242H243V240H242ZM88 243V242H87ZM99 243V242H98ZM148 243V242H147ZM181 243V242H180ZM179 243V244H180ZM187 243V242H186ZM250 243V242H249ZM254 244H253V246L252 247H250L251 249V254H255V252H256V250H257V248L259 247V245H260V242H258V240H254V242H253ZM38 244V243H37ZM69 244V245H70ZM91 244V243H90ZM89 244V245H90ZM103 244V243H102ZM106 244V243H105ZM156 243H152V245L154 246ZM164 244H166V243H164ZM168 244V243H167ZM173 244V243H172ZM184 244V243H183ZM161 245V244H160ZM162 245H163V242H162ZM174 245V244H173ZM186 245V244H185ZM208 245H209V243H208ZM21 246V247H20ZM98 246V245H97ZM147 246V245H146ZM150 246V245H149ZM156 246V245H155ZM154 246V247H155ZM163 246H165V245H163ZM167 246V245H166ZM217 246L220 248V249H218L217 248ZM238 246V245H237ZM38 247V246H37ZM91 247V246H90ZM102 247V246H101ZM148 247V246H147ZM153 247V248H154ZM157 247V246H156ZM159 247V246H158ZM185 247V246H184ZM186 247H188V245L186 246ZM185 247V248H186ZM194 247V246H193ZM197 247H198V245H197ZM211 247V246H210ZM234 247V248H233ZM264 247V246H263ZM39 248V247H38ZM38 248H36V249H38ZM93 248V247H92ZM146 248V247H145ZM151 248V247H150ZM164 248V247H163ZM163 248L161 249V250H163ZM171 248V247H170ZM173 248V247H172ZM195 248V247H194ZM200 248V247H199ZM198 248V249H199ZM201 248V249H202ZM156 249V248H155ZM175 249V248H174ZM188 249V248H187ZM209 249V248H208ZM218 249V250H217ZM39 251H40V249H38ZM63 250H65L64 248H63ZM92 250V249H91ZM102 250H103V248H102ZM151 250V249H150ZM159 250V249H158ZM160 250V251H161ZM166 250V249H165ZM176 250V249H175ZM178 250V249H177ZM202 250V251H203ZM214 250H216V251H218L219 253H220V259L218 258V257H216L214 254H213V251ZM263 250V249H262ZM43 251V250H42ZM41 251V252H42ZM90 251V250H89ZM155 251V250H154ZM164 251V250H163ZM174 251V250H173ZM179 251V250H178ZM190 251V250H189ZM192 251V250H191ZM191 251L189 252V253H191ZM199 251H201V250H199ZM199 251H197V252H199ZM215 251V252H216ZM46 252V253H47ZM159 252V251H158ZM171 252V251H170ZM193 252V251H192ZM205 252V251H204ZM229 251H227V253H228ZM232 252V251H231ZM249 252V251H248ZM248 252H246V253H248ZM178 253V252H177ZM183 253V252H182ZM184 253H186L185 251H184ZM183 253V254H184ZM194 253V252H193ZM200 253H202V252H200ZM245 253V252H244ZM132 254V253H131ZM144 254H145V252H144ZM162 254H164V253H162ZM172 254V253H171ZM175 254V253H174ZM180 254V253H179ZM188 254V253H187ZM192 254V253H191ZM38 255V254H37ZM37 255H35V256H37ZM168 255V254H167ZM182 255V254H181ZM185 255V254H184ZM196 255V254H195ZM194 255V256H195ZM232 255V254H231ZM47 254H45V257L47 258ZM96 256V255H95ZM103 256V255H102ZM158 256V255H157ZM191 256V255H190ZM198 256V255H197ZM38 257V256H37ZM133 257V256H132ZM155 257H156V254H155ZM179 257V256H178ZM181 257V256H180ZM188 257V256H187ZM240 257V256H239ZM81 258V257H80ZM145 258H146V256H145ZM172 258V257H171ZM183 258V257H182ZM60 259H62V257L60 258ZM59 259V260H60ZM65 259V258H64ZM75 259H77V258H75ZM148 259V258H147ZM189 259H191V257H189ZM199 259H201V258H199ZM223 259V258H222ZM38 260V259H37ZM56 260V259H55ZM99 260V259H98ZM108 260V259H107ZM123 260V259H122ZM157 260V259H156ZM181 260V259H180ZM198 260V259H197ZM203 261H204V259H202ZM206 260V261H207ZM67 261V260H66ZM145 261H146V259H145ZM170 261V260H169ZM188 261V260H187ZM194 261L196 262V260L194 259ZM61 262V261H60ZM77 262H78V260H77ZM192 262V261H191ZM49 263H51V262H49ZM48 263V264H49ZM127 263L128 264H130V262H128L127 261ZM170 263V262H169ZM190 263V262H189ZM194 262H192V264H193ZM224 263V262H223ZM57 264V263H56ZM62 264V263H61ZM64 264V263H63ZM121 264V263H120ZM151 264V263H150ZM155 264V263H154ZM158 264H162V262H159ZM196 264H197V262H196ZM199 264V263H198ZM235 264V263H234ZM247 264V263H246Z\"/></svg>",
    "mask_w": 264,
    "mask_h": 264
}]
</instances>
